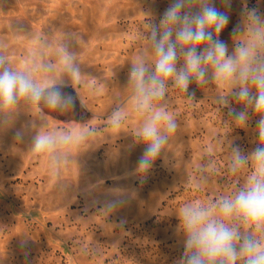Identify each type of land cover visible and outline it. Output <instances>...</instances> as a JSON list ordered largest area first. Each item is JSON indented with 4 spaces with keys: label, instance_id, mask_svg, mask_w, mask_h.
Listing matches in <instances>:
<instances>
[{
    "label": "rangeland",
    "instance_id": "374dc122",
    "mask_svg": "<svg viewBox=\"0 0 264 264\" xmlns=\"http://www.w3.org/2000/svg\"><path fill=\"white\" fill-rule=\"evenodd\" d=\"M168 3L0 0V55L14 70L31 68L37 78L46 77L43 65L55 64L66 48L81 71L75 85L59 69L54 74L64 80L73 107L50 110L21 100L0 126V264H174L183 253L180 208L230 196L245 183L251 167L234 176L228 161L233 144L245 152L255 147L257 117L251 115L247 129H235L228 109L216 102L221 91L213 83L193 82L195 100L169 85L157 103L178 127L152 169L135 171L143 145L136 140L141 118L133 110L128 64ZM245 6L264 13V0H233L220 37L230 50L229 34ZM117 108L123 125L113 131L109 118ZM90 129L96 131L86 141L58 150L59 161L32 148L38 132L75 138ZM115 197L125 203L108 212L106 203Z\"/></svg>",
    "mask_w": 264,
    "mask_h": 264
},
{
    "label": "clouds",
    "instance_id": "9594fccd",
    "mask_svg": "<svg viewBox=\"0 0 264 264\" xmlns=\"http://www.w3.org/2000/svg\"><path fill=\"white\" fill-rule=\"evenodd\" d=\"M219 3L222 7H217ZM233 0H169L159 26H148L146 45L128 64L127 84L132 92L133 110L141 118L136 140L143 145L135 171L146 174L161 158L170 137L178 127L175 118L158 101L169 85L180 89L190 100L189 86L213 83L221 91L217 103L228 109L235 129H247L255 114V147L245 152L231 146L228 171L239 174L251 167L245 183L230 196L201 203L192 201L178 211V232L182 256L174 264H264V13L244 7L230 32L229 43L221 34L230 22ZM76 42L79 37L70 34ZM242 37H246L243 38ZM48 76L37 78L31 68L14 70L0 55V126L8 124L21 100L50 110H67L73 97L63 90L64 80L55 78L59 69L73 85L81 71L74 52L62 48L55 64H44ZM226 90V91H225ZM240 105V109L232 105ZM123 117L117 108L109 118L113 131L121 129ZM95 129L73 138L42 131L32 138L35 152L58 151L70 142L86 141ZM24 131L14 139L21 141ZM125 203L115 197L106 203L108 212ZM125 221L121 220V226ZM21 248L25 242L21 241Z\"/></svg>",
    "mask_w": 264,
    "mask_h": 264
}]
</instances>
